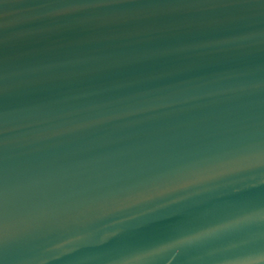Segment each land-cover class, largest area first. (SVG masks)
<instances>
[{
	"label": "water",
	"instance_id": "obj_1",
	"mask_svg": "<svg viewBox=\"0 0 264 264\" xmlns=\"http://www.w3.org/2000/svg\"><path fill=\"white\" fill-rule=\"evenodd\" d=\"M0 264H264V0H0Z\"/></svg>",
	"mask_w": 264,
	"mask_h": 264
}]
</instances>
